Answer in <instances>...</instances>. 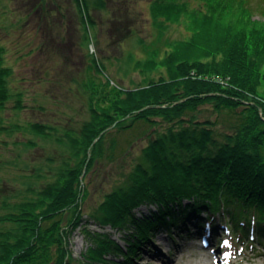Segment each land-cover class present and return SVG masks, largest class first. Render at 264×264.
<instances>
[{
	"label": "trees",
	"instance_id": "1",
	"mask_svg": "<svg viewBox=\"0 0 264 264\" xmlns=\"http://www.w3.org/2000/svg\"><path fill=\"white\" fill-rule=\"evenodd\" d=\"M239 1H228L232 15L222 20L209 11L189 17V37L165 48V74L143 87L85 82L91 117L65 137L74 161L54 167L31 196L4 201L0 222L9 226L0 230V264H69L85 194L81 159L107 127L92 150L113 129L131 135L122 144L136 136L146 142L131 171L89 213L101 231L87 230L82 264H126L140 249L155 253L158 233L210 241L219 223L264 248V12L260 0ZM252 7L260 21L249 20ZM3 68L0 94L8 95ZM32 127L51 133L40 122ZM142 206L147 211L139 213ZM105 227L121 233L123 244Z\"/></svg>",
	"mask_w": 264,
	"mask_h": 264
},
{
	"label": "rangeland",
	"instance_id": "2",
	"mask_svg": "<svg viewBox=\"0 0 264 264\" xmlns=\"http://www.w3.org/2000/svg\"><path fill=\"white\" fill-rule=\"evenodd\" d=\"M215 1L218 6L211 12L214 0H0V63L8 91L0 94V215L7 210L4 201L31 196L54 167L74 161L65 137L91 117L85 82L125 91L164 75L165 48L189 37V17L209 11L222 20L232 15L228 1L237 0ZM155 2L168 10L155 12ZM239 4L244 7L246 1ZM250 12L249 20L260 21L256 7ZM36 122L51 133L34 130ZM105 130L108 127L91 140L81 159L85 194L80 198L82 220L69 237V264H82L90 242L87 230L101 231L89 213L131 171L146 142V137L136 136L122 144L131 135L113 129L92 150ZM8 226L0 222V230ZM217 228L210 241L202 236L187 240L176 231L172 237L158 233L153 240L163 238V262L140 249L126 264H216L218 257L222 264H264V248L258 242L249 246L250 241L240 242L225 224ZM102 230L123 244L117 230ZM174 239L180 244L174 245Z\"/></svg>",
	"mask_w": 264,
	"mask_h": 264
},
{
	"label": "bare ground",
	"instance_id": "3",
	"mask_svg": "<svg viewBox=\"0 0 264 264\" xmlns=\"http://www.w3.org/2000/svg\"><path fill=\"white\" fill-rule=\"evenodd\" d=\"M113 237V236H112ZM163 238L161 237V238H157V240L154 242V240H153V242H154V245H155V247L157 248V252H155L154 253V255L153 254H151V255H148V257L149 256H155L156 258H158V259H160L161 261H162V256H163V253L161 252L162 251V249H161V245H163V243L161 244V240H162ZM168 247L166 246V249H167ZM165 249V250H166ZM210 250V252H212V253H215L214 252V250L213 249H209ZM213 250V251H212ZM163 262V261H162ZM223 263V260L221 259V258H217L216 259V264H222Z\"/></svg>",
	"mask_w": 264,
	"mask_h": 264
},
{
	"label": "water",
	"instance_id": "4",
	"mask_svg": "<svg viewBox=\"0 0 264 264\" xmlns=\"http://www.w3.org/2000/svg\"><path fill=\"white\" fill-rule=\"evenodd\" d=\"M181 101V100H178V102ZM176 102V101H175ZM174 103V102H173Z\"/></svg>",
	"mask_w": 264,
	"mask_h": 264
}]
</instances>
